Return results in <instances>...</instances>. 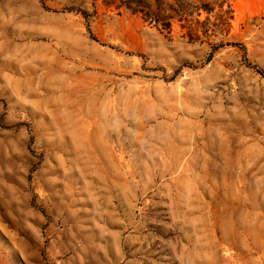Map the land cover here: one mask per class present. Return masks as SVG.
Returning a JSON list of instances; mask_svg holds the SVG:
<instances>
[{
    "label": "rangeland",
    "instance_id": "obj_1",
    "mask_svg": "<svg viewBox=\"0 0 264 264\" xmlns=\"http://www.w3.org/2000/svg\"><path fill=\"white\" fill-rule=\"evenodd\" d=\"M0 264H264V0H0Z\"/></svg>",
    "mask_w": 264,
    "mask_h": 264
}]
</instances>
